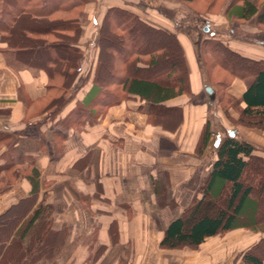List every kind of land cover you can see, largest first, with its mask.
Segmentation results:
<instances>
[{
	"label": "crops",
	"instance_id": "1",
	"mask_svg": "<svg viewBox=\"0 0 264 264\" xmlns=\"http://www.w3.org/2000/svg\"><path fill=\"white\" fill-rule=\"evenodd\" d=\"M111 7L128 10L148 25L175 34L190 96L180 95L164 103L181 109V122L174 131L149 125V105L135 99L91 106L95 111L102 109L103 115L94 119L89 114L67 123L93 84L98 30ZM84 14L76 43L82 52L80 70L69 87L67 101L51 116L46 109L36 110L48 95L45 72L25 67L0 37V132L44 143L40 151L21 150L18 165L9 164L7 148L0 147V174L25 169L32 162L39 175V189L33 197L25 177L0 194V216L5 211L21 212L15 229L7 235V244L46 193L51 229L63 241L50 260L33 264H196L200 260L197 251L211 238L197 251L164 250L158 244L167 225L182 214L200 181L211 172L218 145L230 137L227 132L249 142L238 129L227 125L218 106L210 104L200 59L202 42L220 40L242 56L263 61L264 47L226 35L224 11L219 16H204L178 0H87ZM243 91L244 84L238 79L228 88L235 98ZM208 121L210 138L198 153Z\"/></svg>",
	"mask_w": 264,
	"mask_h": 264
},
{
	"label": "trees",
	"instance_id": "2",
	"mask_svg": "<svg viewBox=\"0 0 264 264\" xmlns=\"http://www.w3.org/2000/svg\"><path fill=\"white\" fill-rule=\"evenodd\" d=\"M189 10L196 0H178ZM206 1V12L214 0ZM87 0H0V37L7 50L25 67L42 69L47 76L48 93L41 102L47 115L55 114L67 101L69 87L80 70L82 52L76 46L84 21ZM227 21L225 31L231 39L264 47V0H226L223 4ZM254 19L257 32L243 35L236 32L242 23ZM98 53L93 84L81 105L67 118L72 124L87 115L98 113L91 106H108L127 99L149 105L147 123L174 131L181 122V109L164 103L180 95L190 96L189 80L182 49L175 34L148 25L137 15L119 7L107 9L98 30ZM201 56L210 83V66L225 72L232 80L244 84L239 98L228 94L230 83L217 85L237 108L234 125L264 132V61L251 59L231 50L220 40L206 39ZM41 55L42 59L38 58ZM213 87V86H212ZM214 88V87H213ZM50 92V93H49ZM232 100V101H231ZM219 102V100H217ZM228 112L224 115L228 117ZM211 132L208 122L198 142L200 153ZM6 147L9 164L18 165L21 150H43L44 143L36 138L15 139L0 132V147ZM244 140L226 137L218 145L211 172L202 179L190 204L166 227L158 246L164 250H196L207 239L233 230L245 229L263 234L243 252L242 264H264V207L259 196L264 194V156ZM14 153V155H13ZM17 154V155H16ZM21 173L13 171L9 179L0 175V193L9 189L19 177L30 185V197L37 194L39 175L31 164ZM2 171V170H0ZM25 172V173H24ZM249 176H255L251 181ZM46 193L40 204L17 227L9 244L7 235L15 229L18 219L7 221L0 216V262L33 264L48 261L63 238L51 229V207L46 205ZM21 216V214H20Z\"/></svg>",
	"mask_w": 264,
	"mask_h": 264
},
{
	"label": "rangeland",
	"instance_id": "3",
	"mask_svg": "<svg viewBox=\"0 0 264 264\" xmlns=\"http://www.w3.org/2000/svg\"><path fill=\"white\" fill-rule=\"evenodd\" d=\"M224 2H226V0H214L212 9L207 10L208 12H206V9H205L207 3L206 1H203V0H196L195 2L188 4L187 6L190 7V9L196 12H199L200 14L204 16L206 15L219 16L220 13L223 12ZM261 30L264 31V28H261ZM236 32H241L243 35H252L254 32H257V28L254 26V19H250L247 22L242 23L240 28L236 30ZM242 43H245L248 45L251 44V43H246V42H242ZM202 50L204 49H201L200 56L204 54ZM203 56H204V59L209 64H212V60L208 55L204 54ZM41 57L42 56L39 54L38 58L42 59ZM208 70L210 74L209 75L210 83L208 84V87L212 89V94L208 96L210 100V104L214 103L215 106H218L220 108V111L222 112L223 118L226 120L227 125L231 128L238 129L239 132L244 134V136L249 141V143L252 144L256 148L257 150L256 153L258 155L264 156V132L257 130V129L234 125L232 123L233 120L237 118V115H238L237 110H236L237 108L235 107L233 102L228 101L229 99L228 94H230V92L227 91L228 92L227 94L226 90H224L223 88L217 85L218 82H225V81L227 83H230V82L232 83L233 81L232 78L229 77L225 72L218 70V68L216 67L210 66ZM217 100H219V102H217ZM41 106L42 105H38L36 110L41 111L42 110ZM224 111L228 112L227 113L228 117L224 115ZM101 115H103L102 111L98 113L97 117ZM227 133L229 134L230 131ZM235 135H238V134H236L235 132ZM23 171L25 170L18 169V172L21 174ZM0 175H4V174H0ZM10 175H11L10 173L9 175L5 174L6 180L7 178L12 179L10 178ZM249 177H250L249 179L252 181L255 176H249ZM4 191H2L0 194H3ZM259 201H260L261 206L264 207V194L259 196ZM6 212L7 211H5L4 213ZM19 213L21 212H18L16 210L12 212L9 211V213L6 214V216H4L3 219L10 221L14 216H16L17 218H20ZM262 236L263 234L260 232H252L250 230L238 229V230H233L231 232L225 233L220 236L212 237L211 239L207 240L203 245H201L200 250H198L200 246L196 250H191V249H188V250H191V251L198 250L197 252L199 253L197 254H200V257H199L200 264H203V260L205 261V264H242L241 256L243 252L246 251L247 248L252 243H254L257 239H259ZM199 262H197L196 264H199Z\"/></svg>",
	"mask_w": 264,
	"mask_h": 264
},
{
	"label": "water",
	"instance_id": "4",
	"mask_svg": "<svg viewBox=\"0 0 264 264\" xmlns=\"http://www.w3.org/2000/svg\"><path fill=\"white\" fill-rule=\"evenodd\" d=\"M205 90H206V92H207L208 95H211V93H212L211 88L207 87ZM229 136L232 137L233 136V132H230L229 133Z\"/></svg>",
	"mask_w": 264,
	"mask_h": 264
},
{
	"label": "bare ground",
	"instance_id": "5",
	"mask_svg": "<svg viewBox=\"0 0 264 264\" xmlns=\"http://www.w3.org/2000/svg\"><path fill=\"white\" fill-rule=\"evenodd\" d=\"M4 155H5V153H4ZM1 156H3V155H1ZM4 157V156H3ZM5 157H6V155H5ZM9 157V156H8ZM7 158V157H6ZM8 159V158H7Z\"/></svg>",
	"mask_w": 264,
	"mask_h": 264
}]
</instances>
